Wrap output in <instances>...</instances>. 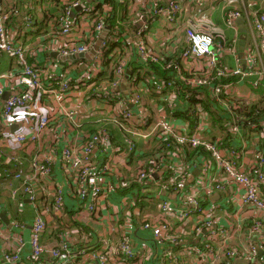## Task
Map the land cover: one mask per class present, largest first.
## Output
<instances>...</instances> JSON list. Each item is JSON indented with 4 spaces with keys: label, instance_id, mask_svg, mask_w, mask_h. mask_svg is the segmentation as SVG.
<instances>
[{
    "label": "built area",
    "instance_id": "built-area-1",
    "mask_svg": "<svg viewBox=\"0 0 264 264\" xmlns=\"http://www.w3.org/2000/svg\"><path fill=\"white\" fill-rule=\"evenodd\" d=\"M205 1L191 3L202 6ZM117 2L132 17L135 33L128 43L135 51H129L112 67L113 78L107 74L100 79L107 70L105 61L115 63L118 59L116 51L108 57L103 51L118 41L115 33L108 31L93 59L83 58L85 62L75 64L74 77L53 69L42 76L43 71L29 60L40 50L26 46L20 39V34L26 37L31 32H40V14L26 0H0V51L16 61L22 87L21 92L7 95L0 85L1 116L8 124L15 112L21 110L26 112L28 122L27 133L14 135V142L13 138L5 141L4 128L0 147L3 144L21 148L37 146L41 135L52 125L51 114L65 120L64 129L70 125L73 134L82 133L81 144L58 141L46 156L33 155L27 172L14 175L12 181L21 184L20 203L25 199L32 208L31 231L27 237V222L19 217L20 213L11 214L10 207L0 200V264H148V261L150 264H264V147L260 140L264 121L248 120L235 100L236 96L255 100L260 90L264 93V1L224 0L223 23L233 35L228 40H217L210 33L186 27L184 46L175 35L177 15L185 6L183 1L173 0L167 5L149 2L141 6H136L135 0ZM79 5L81 9L76 11ZM93 11V5L80 1L65 2L56 17L47 11L43 25L46 34L66 39V45L57 48L59 56L85 53L94 47L108 26L102 18H95ZM241 19L248 30L244 51L239 48ZM159 21L164 23L167 37L162 41L163 50L153 51L150 30ZM174 48L179 51H173ZM132 59L143 66L164 61L163 68L170 74L147 75L145 67L128 66ZM98 64L100 68L93 72ZM87 71L90 75L84 83ZM8 77L0 73V82ZM54 83H59L65 95L73 97L77 92L82 93L90 103L88 110H82L81 103L68 106L59 101L45 111L42 101L45 95L56 93ZM75 84L78 90L74 89ZM203 102H208V106ZM214 115L220 119L215 125ZM84 118L91 120L86 122ZM87 123L92 128H87ZM213 129L221 133L217 140L211 139ZM225 135L232 139L226 146ZM154 138H171L176 142L169 154L172 163L139 159L131 168L128 163L131 156H137ZM185 146H203L211 159L201 157L188 164L183 156ZM248 150L254 151L252 160L246 156ZM3 162L0 153V166ZM120 164L132 170L128 177H121ZM215 166L225 182L213 177L214 189L222 192L227 189L226 184L234 185L241 206L255 212L247 230L242 224L217 225L212 214L220 204L212 203L207 209L192 190H186L178 204L161 193L185 188L196 170L202 175L199 182H208L206 177ZM60 171L74 175L77 195L92 215L98 212L102 198L116 193L120 187L130 189V205L135 207L137 191L145 187V193L151 184L160 185L155 195L145 196L147 203H152L154 197L159 201L153 204L157 211L144 217L143 223L158 247L155 258L145 249H136L130 233L116 226L110 228L111 233L119 230L116 240L100 237L93 244L75 242L63 223L67 217L65 189L59 184L50 185V178ZM46 190L50 192L42 194ZM17 194L18 188L12 192V200H16ZM3 214L7 215L9 224L4 222ZM196 215L202 218L188 226L189 219Z\"/></svg>",
    "mask_w": 264,
    "mask_h": 264
},
{
    "label": "crops",
    "instance_id": "crops-1",
    "mask_svg": "<svg viewBox=\"0 0 264 264\" xmlns=\"http://www.w3.org/2000/svg\"><path fill=\"white\" fill-rule=\"evenodd\" d=\"M131 1V0H129ZM136 6H141L143 4L150 5L154 3H159L162 5L169 4L170 1L173 0H135ZM178 1V0H175ZM185 3V6L180 14L177 15V28H176V36L177 39L183 44H186L187 38L185 36L186 27L194 28L200 32H207L213 35V37L217 40H228L233 32L230 29H227L223 23L224 17V0H206L202 6H199L195 3H191L194 0H180ZM263 2L264 0H255ZM33 4H32V3ZM30 5L34 7L37 11L36 13L40 14L41 18L39 19L40 24V32L35 34L27 35L26 37H22L20 34V39L25 42L27 40L26 46L31 48L39 49L37 56L35 58L29 57V60L32 64H35L39 70L42 72V76L45 73H49L50 69L64 71L67 73L68 77H72L70 73L73 71L75 64L74 60H66L61 59L59 55H54L53 53L58 54L57 48L60 46H65L66 42L63 37L51 38L48 34H46V30L44 28V19L45 15L40 13L42 8H45L46 12L48 9L45 4L40 2V0H32ZM264 11V4L262 6ZM51 10V9H50ZM52 11V10H51ZM20 24L22 23L21 18L18 19ZM83 26H85V21L83 22ZM243 29H247V25L244 23V20L241 19L239 21V31L241 38H245L248 36V33H245ZM248 32V30H247ZM22 37V38H21ZM167 37L164 33V23L159 21L155 22L150 30V49L153 51H162V41ZM217 37V38H216ZM31 42H28V41ZM168 41V40H167ZM32 43H36L35 45ZM32 44V45H31ZM48 45V46H47ZM169 46V42L166 43ZM173 51H179L178 48H174ZM229 63H232V59H227ZM65 69V70H64ZM20 68L17 66V63L14 59L10 58L6 53L0 51V73H5L9 75L8 78H4L1 80L0 85L6 90V94H14L19 93L22 90L18 82L17 75L20 72ZM74 75V74H73ZM56 93L54 95H45L43 98L44 110L48 111L49 107H55L58 105L59 101H63L68 106L77 104L82 106L80 108L85 112L88 110L90 103L86 100L85 97L82 96V93H76V95L68 96L65 95L59 88V83L52 84ZM74 94V93H73ZM72 94V95H73ZM63 103V104H64ZM42 106V104H41ZM3 107V99H0V131L6 129V126L9 128V133L13 138V142L15 141L14 135L27 133L28 130V122L25 119L26 112L18 110L8 121V124L4 123L3 118L1 116ZM43 107V106H42ZM52 115V125L41 135L40 142L37 146L31 145L26 147L29 154L32 155H40L42 157L46 156L48 150L55 145L58 141H69V142H77L81 144L82 142V133H74L72 138L69 137L68 128L63 129L64 122L63 118L55 117ZM91 119L84 118L83 121L89 122ZM87 128H92L90 123H87ZM95 128V124L93 125ZM13 129V130H12ZM90 130V129H89ZM217 135V137L221 136V133L213 129L211 131V135ZM253 150H248L246 152V156L248 160H252ZM176 160V159H175ZM169 163H172V159L169 156ZM132 168V165H130ZM132 171L126 164H120V175L121 177H128L129 172ZM124 175V176H122ZM126 175V176H125ZM201 173L198 175H194L193 178L188 179L187 183L184 187H181L180 190L172 189L170 192H161L164 196H167L168 199L173 201L175 204H178L186 190H192L195 194L198 195L204 205H206L207 209L212 203H219L220 206L217 210H215L212 214V217L216 220V224L221 226H237L238 224H242L244 229H248L252 224L255 212L247 209L246 207H242L239 199V194L237 189L232 184H226L227 189L225 191L219 192L214 189V183L212 178L216 177V179L221 178L223 182V175L221 171L217 169V167H212L211 172L207 175L206 178H209L208 182L201 180ZM61 185L64 187L66 195H65V209L67 217L63 220V223L70 229L72 234V239L81 244L82 242H88L90 244L95 243L100 237H109L111 239L116 240L119 237V230L125 229L130 233L132 244L136 249H145L152 253V257L155 258L157 254L156 245L152 239L150 230H147L143 227V223L147 216L154 214L157 211V208H154L153 204L145 203L139 204L137 206L130 205V192L122 193L119 189L114 194H109L107 197L102 198L100 203V208L95 215L88 212L85 205L79 199L77 195V190L75 188V177L71 173L68 175L65 171H60L55 174L54 177L50 178L51 187L54 185ZM46 185L39 187V190L42 191ZM187 186V187H186ZM18 188V194L16 200H12V192ZM161 186L157 183L151 184L150 187L145 191V193L155 195V192L160 190ZM49 189V188H46ZM21 184L19 182H6L0 183V200L5 203L11 209V214H19L18 216L21 219L25 220L28 224V228L26 230L27 237L31 231V222L33 218V212L30 203L23 199V203H20L21 200ZM49 190L42 192L49 193ZM146 200V199H145ZM215 201V202H213ZM20 210L24 211L21 212ZM208 211V210H207ZM202 215H196L189 219L188 226H192L195 222H197ZM52 222H50V226ZM111 226H116L119 228L117 232L111 233ZM246 230H243L245 232ZM208 232V229L205 233ZM202 233V236L205 234ZM194 241V240H190ZM189 242V241H188ZM150 264V261H148Z\"/></svg>",
    "mask_w": 264,
    "mask_h": 264
},
{
    "label": "trees",
    "instance_id": "trees-1",
    "mask_svg": "<svg viewBox=\"0 0 264 264\" xmlns=\"http://www.w3.org/2000/svg\"><path fill=\"white\" fill-rule=\"evenodd\" d=\"M80 1L86 3L87 5H93L94 9V17L97 19H103L105 24L109 27L110 33H115L119 38L117 42H114L110 45L108 49H104V53L108 57L113 51H116L118 59L115 63L109 59H107L104 63L106 67V71L101 73L100 79L104 78L105 75H110V78H113V66H116L118 61L124 58L129 51H135V47L131 43H128L130 36H134V28L131 26L132 17H130L126 13V9L124 5L117 2V0H47L46 8L48 11H51L53 17L57 16V11L60 10V6L67 2L71 4L73 2ZM43 2V1H42ZM44 3V2H43ZM51 9V10H50ZM43 15L48 14L45 8H42ZM49 16V15H48ZM93 21V20H92ZM47 27V25H46ZM39 32H31L30 34H37ZM92 35V34H90ZM217 38V37H216ZM223 40V39H222ZM33 40L30 39L31 42ZM84 41H89V39H84ZM95 40L92 42L94 43ZM25 45L27 44V40L24 42ZM36 44V43H32ZM31 44V45H32ZM119 51V52H118ZM118 52V53H117ZM115 54V55H116ZM86 59L79 58L76 59L74 63H78L81 65L85 62ZM121 61V60H120ZM163 62H148L145 66L140 65L139 62L134 61L133 59L128 61V66H134V68H146L145 73L147 75L154 74L160 77H166L170 74L169 70L163 68ZM65 70V69H64ZM80 70L77 67V72ZM151 70V72H150ZM74 70L70 73L72 77L75 75ZM77 75V74H76ZM184 96V95H183ZM192 102H196V99H191ZM237 108L240 112L250 121H264V93L263 90H260L259 98L258 99H250L244 97H235ZM205 106H208V102H203ZM220 122V119L214 115L213 124ZM264 132V127H262ZM217 135H211L212 140H217ZM231 137L229 135L223 136L224 146H226L230 141ZM261 142L263 143L264 147V134L260 137ZM176 142L171 138H154L148 147H145L137 156H131L129 159V165H136V162L139 159H145L150 161L151 159L157 160H164L169 163V154L171 150L174 149L176 146ZM0 153L4 160L2 165L0 166V183H6L13 180V177L16 173L22 171L27 172L29 165L32 161V155L28 153L27 148L15 147L8 144H3L0 147ZM183 156L185 158L186 163H191L193 161L199 160L201 157H206L211 159V154L207 151L203 146L191 147L185 146ZM7 160V161H5ZM136 186V184H135ZM135 186H131L134 188ZM139 188H142L140 186ZM145 188V187H144ZM143 188V190H144ZM120 192L127 193L130 192V189L127 188H119ZM143 190L137 191L135 194L137 195V203L142 204L143 202L146 203L145 196L146 193H143ZM135 195H133L134 197ZM135 198V197H134ZM158 197H154L152 203L156 205L158 203ZM204 204V203H203Z\"/></svg>",
    "mask_w": 264,
    "mask_h": 264
},
{
    "label": "water",
    "instance_id": "water-1",
    "mask_svg": "<svg viewBox=\"0 0 264 264\" xmlns=\"http://www.w3.org/2000/svg\"><path fill=\"white\" fill-rule=\"evenodd\" d=\"M80 9H81V6L80 5L75 8L76 11H78ZM73 14H74V12H73ZM108 31H109V27H106V29L101 33V35L99 36V38L96 40L95 45H94V47L91 50H89V51H87L85 53L74 54V55L67 56V57H61V56H59V57L61 59H64V61H66V60H74V59H79V58H86V59H90V60L93 59L94 58V55L96 54V51L99 49L102 41L106 38V36L108 34ZM243 31L245 33H247V29H243ZM245 44H246L245 38H242L241 41H240V47H239L240 48V51H244ZM53 54L58 56L57 53L56 54L53 53ZM127 72L130 74L131 73V70L129 69ZM2 131H0V138L2 136ZM198 174H199V170H196V175H198ZM2 218H3V220H4V222L6 224H9V219H8L7 215L3 214L2 215Z\"/></svg>",
    "mask_w": 264,
    "mask_h": 264
},
{
    "label": "rangeland",
    "instance_id": "rangeland-1",
    "mask_svg": "<svg viewBox=\"0 0 264 264\" xmlns=\"http://www.w3.org/2000/svg\"><path fill=\"white\" fill-rule=\"evenodd\" d=\"M32 0H26V2H28V3H30ZM43 2H44V4L45 5H47V0H43ZM32 3V2H31ZM33 4V3H32ZM241 41V40H240ZM245 41H246V39H245ZM100 68V64H98L97 65V67H96V69L93 71V72H97V70ZM88 75H90V73H89V71H87V73H86V77H85V80H84V83H86L87 81H88V78H89V76ZM74 89H77L78 90V84H75L74 85ZM74 89H72V90H74ZM63 129H64V127H63ZM68 134H69V137H71L72 136V134H73V127L72 126H68ZM6 133H7V135H3V138L5 139V141L6 142H9L10 141V139L12 138L11 136H10V134H8V131H9V128L6 126Z\"/></svg>",
    "mask_w": 264,
    "mask_h": 264
}]
</instances>
